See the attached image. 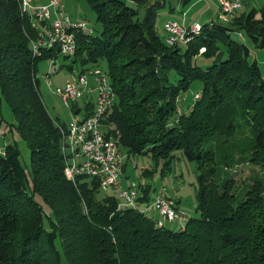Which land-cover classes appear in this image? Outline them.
Here are the masks:
<instances>
[{
    "label": "trees",
    "instance_id": "obj_1",
    "mask_svg": "<svg viewBox=\"0 0 264 264\" xmlns=\"http://www.w3.org/2000/svg\"><path fill=\"white\" fill-rule=\"evenodd\" d=\"M86 2L100 28L72 30L75 51L61 56L57 48L32 54L29 42L41 23L20 13L15 0H0V95L28 148L27 166L14 141L0 150V264H62V255L67 264H264V77L239 39L264 47V1L226 22L200 24L185 43L170 46L154 25L163 0ZM220 51L223 58H215ZM197 56L214 59L202 68L193 64ZM59 57L69 60L59 67L77 66L78 74L103 63L114 98L100 125L118 134L124 157L148 155L162 162L161 172L173 150L196 163L194 215L178 229L156 226L135 204L117 207L115 195L99 196L96 178L77 175L72 184L64 177L58 128L64 124L47 113L34 76L38 61ZM193 80L199 96L180 109L176 98ZM92 107L91 100L71 103L81 118ZM237 117L250 126L247 158L237 139L229 140ZM218 138L229 140L220 159L225 172L241 162L259 167L239 200L234 178L224 172L215 180L206 144ZM148 188L137 187L134 203L147 202Z\"/></svg>",
    "mask_w": 264,
    "mask_h": 264
},
{
    "label": "rangeland",
    "instance_id": "obj_2",
    "mask_svg": "<svg viewBox=\"0 0 264 264\" xmlns=\"http://www.w3.org/2000/svg\"><path fill=\"white\" fill-rule=\"evenodd\" d=\"M193 1L194 0H163V6L159 8L155 18L154 25L157 33L159 35L162 34L161 21L165 18L173 19L182 26H187V24L195 22L194 20L198 21L200 24L207 22L209 18L203 16L198 17V14L203 9L204 0L198 3H193ZM263 1L264 0H242L238 12H247L252 7L258 8L261 6ZM63 10L70 20L76 19L82 21L84 23V31L96 33L99 30V24L94 19V12L86 0H63ZM206 13H208V11ZM230 37L237 39L236 33L234 32L230 34ZM239 39H241V41L244 42L248 48L249 52L247 60H255L261 76L264 77V47L255 48L249 41L240 37ZM219 48V50L222 51L223 47H220L219 45ZM223 56L224 53L220 56V59L223 58ZM213 59L214 57L205 58L197 56L193 59V64L203 68L206 65L211 64ZM49 62V59H43L38 61L36 64L34 76L37 79V90L40 100L47 110V113L51 117L55 118L57 122L66 125L72 117V111L62 105L60 99L54 94L53 89L57 86H61L64 82L71 80L74 76H76L78 74V67L72 66V69L70 70L64 66L59 67L60 64H67L69 62V60L63 59L62 57L56 59L53 65H50ZM99 68H103L102 62L99 63ZM86 76L88 85L92 86L93 81L90 74H86ZM175 79L176 76L171 73L169 80L174 82ZM199 88L200 82L198 80H193L188 89L184 91L181 96L184 95L185 98L187 97V99H190L192 94L197 92ZM87 100H91L93 103V92L84 94L76 101V106L81 107ZM183 101L184 100H181L179 105L183 103ZM77 117H81V112L77 114ZM11 122L12 120L9 107L0 95V149L2 150L4 143L14 141L18 149V158L21 165L27 166L28 148L25 145V142L21 140L10 125ZM235 122L237 126L229 140L237 139L236 141L239 142L240 145L239 153L247 158L250 154V149L247 148V145L248 141L252 137L249 130L250 126L243 118L240 117H237ZM223 140V138L211 139L206 144V146L214 152V166L217 168V176L215 177V180H219L225 172L220 164V159L229 151L226 148V144L229 140L226 142H223ZM236 153L237 152H232L234 156ZM171 154L173 157L169 163V169L164 170L163 172H161V161L156 162L148 155L144 154H128L123 160L124 170L120 179L121 183L119 182V188L126 189L131 186V184L135 187H138L139 185H147L149 187L147 202L134 203L136 208L143 207L144 205L150 207L149 205L151 204L153 197L158 193L169 197L173 201H177L179 204V207L177 208L186 214L183 221L179 222V225L175 221L165 223L167 224L165 227L176 230L185 222L187 216L194 215L196 193L195 177L197 172L196 163L194 161L186 160L180 150H173ZM238 167L239 166L233 167V170L225 172L227 175L235 179V183L232 187V193L237 196L236 200L243 197L248 185L251 184L255 177L260 175L258 170L259 167L257 166V168L253 164L241 162L240 168ZM249 178L252 179L249 181ZM118 192V188H108L106 191H101L99 196L115 195L118 202H121L122 200L118 197ZM138 195L139 193L137 196ZM146 213L150 214V212L147 211ZM61 263L67 264L63 255L61 256Z\"/></svg>",
    "mask_w": 264,
    "mask_h": 264
},
{
    "label": "built area",
    "instance_id": "obj_3",
    "mask_svg": "<svg viewBox=\"0 0 264 264\" xmlns=\"http://www.w3.org/2000/svg\"><path fill=\"white\" fill-rule=\"evenodd\" d=\"M217 20L226 22L227 16L235 13L241 6V0H217ZM20 13L30 15L41 26L35 37L30 40L32 54H37L41 48H57L59 55L70 56L75 51L72 30H83L84 23L80 20L71 21L63 10L62 0H15ZM164 31V43L173 45L177 42L185 43L187 33L195 32L199 25L193 23L184 27L174 20L166 19L161 24ZM203 48L199 49V52ZM50 65L53 58H48ZM54 70V69H53ZM92 78V86L87 83L86 74ZM62 105L68 109L84 94L93 92L94 100L91 112L78 118L72 115L64 127L58 126L62 144L63 175L74 184L77 175H84L98 179L100 191L108 188H118L121 202L117 207L133 206L138 194L137 186L133 184L126 189L119 188L122 175L124 154L118 150V134H107L101 129L100 118L110 108L114 94L105 73L100 68H92L88 72L77 74L71 80L53 89ZM199 91L192 94L191 100L197 99ZM181 98H176L177 103ZM179 109L177 108V111ZM157 215L155 225L161 226L171 221H183L186 214L174 206L173 201L158 193L149 205Z\"/></svg>",
    "mask_w": 264,
    "mask_h": 264
},
{
    "label": "crops",
    "instance_id": "obj_4",
    "mask_svg": "<svg viewBox=\"0 0 264 264\" xmlns=\"http://www.w3.org/2000/svg\"><path fill=\"white\" fill-rule=\"evenodd\" d=\"M203 0H194L193 1V3H198V2H202ZM241 2H242V0H241ZM255 2V1H254ZM260 3V2H259ZM240 9V8H239ZM238 9V10H239ZM237 10V11H238ZM208 11V13H206ZM236 11V12H237ZM235 12V13H236ZM217 14H218V1L217 0H210V1H205L204 0V5H203V9L201 10V12L198 14V17L200 16H203V17H206V18H209V20L207 21V22H209V21H212L213 19H215V20H217ZM234 14V13H233ZM233 14H231V15H228L227 16V21L230 19V17L233 15ZM166 19H168V18H165V19H162V21H161V23L164 21V20H166ZM171 20H173V19H171ZM71 21H78V20H76V19H72ZM175 21V20H174ZM195 22H193V23H196V24H198V25H200V23L198 22V21H196V20H194ZM177 22V21H176ZM185 22V21H184ZM178 23V22H177ZM193 23H191V24H187V26H184V27H188V26H190V25H192ZM204 23H206V22H204ZM161 28V27H160ZM237 35V34H236ZM162 36H164V31L162 30ZM238 37V36H237ZM219 56H222V52L220 51L219 52V54L215 57V58H218ZM199 91V90H198ZM197 91V92H198ZM195 93V92H194ZM179 97L181 98L180 100H179V102H178V105H179V103H180V101L181 100H184L183 101V103H181L179 106H180V109H182V107L183 108H185L186 106H188V105H190V102H191V98H192V96L190 97V99H187V97L185 98L184 97V95L183 96H181V95H179ZM75 105H76V102H75ZM70 110L72 111V115H75L76 117H77V114L76 113H74L73 112V109H71L70 108ZM80 118V117H79ZM1 150V149H0ZM123 170H124V162H123V168H122V173H123ZM122 176V175H121ZM120 183H121V181H120ZM173 201V200H172ZM173 203H175L176 204V206L177 207H179L178 205V202L177 201H173ZM148 206H146V205H144L143 207H140L141 209H142V211L146 214V215H148L149 217H151L152 219H156L157 218V215H156V213L151 209V208H147ZM139 208V209H140ZM146 209V210H145ZM146 211L147 212H150V214H147L146 213ZM167 225V224H166Z\"/></svg>",
    "mask_w": 264,
    "mask_h": 264
},
{
    "label": "water",
    "instance_id": "obj_5",
    "mask_svg": "<svg viewBox=\"0 0 264 264\" xmlns=\"http://www.w3.org/2000/svg\"><path fill=\"white\" fill-rule=\"evenodd\" d=\"M142 13H143V11H142V10H140V11H139V15L141 16V15H142Z\"/></svg>",
    "mask_w": 264,
    "mask_h": 264
}]
</instances>
